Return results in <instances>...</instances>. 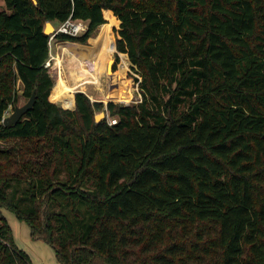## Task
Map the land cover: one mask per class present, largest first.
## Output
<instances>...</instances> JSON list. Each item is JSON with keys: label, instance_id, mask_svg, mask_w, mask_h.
<instances>
[{"label": "trees", "instance_id": "trees-1", "mask_svg": "<svg viewBox=\"0 0 264 264\" xmlns=\"http://www.w3.org/2000/svg\"><path fill=\"white\" fill-rule=\"evenodd\" d=\"M3 1L0 264H32L2 208L61 264H264V0ZM69 17L86 29L45 32ZM103 23L119 25L110 100L77 90L63 107L50 40L88 43ZM119 53L137 102L114 101L131 82Z\"/></svg>", "mask_w": 264, "mask_h": 264}, {"label": "rangeland", "instance_id": "rangeland-1", "mask_svg": "<svg viewBox=\"0 0 264 264\" xmlns=\"http://www.w3.org/2000/svg\"><path fill=\"white\" fill-rule=\"evenodd\" d=\"M0 1H1L0 10H2L6 8V6L3 0ZM54 27H56V25H54ZM100 28L101 26H99L96 33L93 36H91L92 38L98 35ZM107 28L109 29V26L103 28L102 34L110 33V31H107ZM118 28L119 25L114 26L112 28V34H110L108 37L105 36L107 40L102 44L100 43L98 47L93 48L94 55L93 54L91 55L93 59L97 57L101 58V56H104V59L106 58V68L100 74L98 81L94 79L95 77L91 73L85 71L82 68L80 61L74 56L75 54L74 55L72 54L73 51L87 50L86 46L92 45L91 39L86 44H81V43L79 44L77 42L74 43L68 41H59L51 38L50 56L48 58L50 59V65L47 67L54 79V85L52 87L53 94L51 92L53 99H60V101H63L64 99L69 98L71 94V90H69L68 95L65 98L54 97L53 88H55V84L59 80V77L57 80V76H59L58 74L61 73L66 79V81L74 86L73 88L74 96L77 90L82 89L84 92L88 94V96L92 101L98 100L106 104V102L110 100L107 96V85H108V76L110 75L111 72L110 64L114 58V55L117 52L116 45L114 44H115ZM97 40L99 41V39ZM114 46H115V50H114ZM118 55H119V61L117 63V69H118L117 72L119 71L124 72L120 78L129 80L132 83L130 82V88L123 87L121 90H119L118 100H114V101L122 102V103L137 102L141 97L138 84L134 80V76H136L137 73L131 68V62L129 61L126 53L123 54L119 53ZM89 60H91V58ZM60 101L57 102H59L62 105ZM25 102L26 99L23 96H19L16 105H21ZM74 107H75V103H74ZM13 108L14 105L9 106L8 109L5 111V115L11 113ZM1 211L11 226L13 239L16 245L19 248L24 249L29 254L32 260V264H61L58 261L55 254V250L53 249L52 246H50L48 243H46L41 239H33L31 237L30 227L25 221L18 219L17 216L10 210L2 208Z\"/></svg>", "mask_w": 264, "mask_h": 264}, {"label": "crops", "instance_id": "crops-1", "mask_svg": "<svg viewBox=\"0 0 264 264\" xmlns=\"http://www.w3.org/2000/svg\"><path fill=\"white\" fill-rule=\"evenodd\" d=\"M0 4H1V1H0ZM107 12H111V14L112 15H114L113 14V12L111 11V10H106V12H105V17H106V13ZM106 19H107V17H106ZM120 22V21H119ZM101 26V28H100V31H99V33H98V35L96 36V37H93V39H94V41L92 42V45H90V46H86L87 47V50H81V51H73L72 52V54L80 61V64H81V62H83V61H87V60H89L90 58H91V63L93 64V68L91 69V71H94L95 72V80L96 81H98V78H99V76H100V74L102 73V71H104V69L106 68V58L104 59V56H101V58H94L93 59V57L91 56L92 54L94 55V47H98L99 45H100V43L102 44L103 42H105L106 40H107V38L105 37V36H109L110 34H112V31H111V29H110V24L109 23H103V24H101L100 25ZM108 27L109 26V29L107 28V31H110V33H107V34H102V32H103V28L104 27ZM114 27V26H113ZM113 36V35H112ZM90 39H92V37H90L89 38V40ZM97 39H99V41L97 40ZM101 39V40H100ZM68 42H73V41H68ZM74 43H76V42H74ZM77 43H79L80 44V42H77ZM81 44H86V43H81ZM99 69V70H98ZM58 75H62L61 73L60 74H58ZM63 76V75H62ZM58 77L59 76H57V80H58ZM63 78H64V76H63ZM65 79V78H64ZM65 82H66V84H67V86L70 88L69 90H71V93L73 92V88H74V86L72 85V84H70V83H68L67 81H66V79H65ZM108 82H109V76H108ZM81 91H83L82 89H81ZM86 93V92H85ZM87 94V93H86ZM107 95H108V85H107ZM52 98V97H51ZM52 100H54V101H60V99H53L52 98Z\"/></svg>", "mask_w": 264, "mask_h": 264}, {"label": "water", "instance_id": "water-1", "mask_svg": "<svg viewBox=\"0 0 264 264\" xmlns=\"http://www.w3.org/2000/svg\"><path fill=\"white\" fill-rule=\"evenodd\" d=\"M44 30L46 33H52V35L55 34L54 33L55 27L51 21L46 22ZM34 101H35V90L33 91L32 95L28 98V100L25 103L21 105H15L12 112L4 116L3 118L4 124L8 125L17 122L20 119V117L33 106ZM66 108H70V107H66ZM74 108L75 107H73L72 109ZM104 116H105L104 112L101 111L100 113H97L95 115V118L96 120H100Z\"/></svg>", "mask_w": 264, "mask_h": 264}, {"label": "built area", "instance_id": "built-area-1", "mask_svg": "<svg viewBox=\"0 0 264 264\" xmlns=\"http://www.w3.org/2000/svg\"><path fill=\"white\" fill-rule=\"evenodd\" d=\"M85 29H86V23L84 21L74 20L69 17L63 22H61L57 28H55L54 33L61 31L70 34H78ZM45 65L46 66L50 65V59L46 60ZM112 121H115V119H113Z\"/></svg>", "mask_w": 264, "mask_h": 264}, {"label": "bare ground", "instance_id": "bare-ground-1", "mask_svg": "<svg viewBox=\"0 0 264 264\" xmlns=\"http://www.w3.org/2000/svg\"><path fill=\"white\" fill-rule=\"evenodd\" d=\"M81 66L85 71H87V72L91 73L93 76H95V72L91 71V69L93 68V64L91 63L90 60L81 62ZM80 73H82V72H80ZM68 92H69V87L67 86L65 79L63 78V76L59 75V80L55 84V88H54V97L65 98V97H67Z\"/></svg>", "mask_w": 264, "mask_h": 264}]
</instances>
